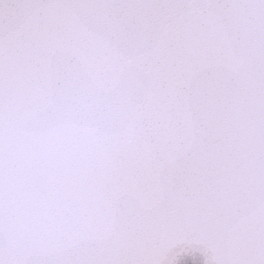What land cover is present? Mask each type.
Segmentation results:
<instances>
[{"label":"snow or ice","instance_id":"obj_1","mask_svg":"<svg viewBox=\"0 0 264 264\" xmlns=\"http://www.w3.org/2000/svg\"><path fill=\"white\" fill-rule=\"evenodd\" d=\"M0 264H264V0H0Z\"/></svg>","mask_w":264,"mask_h":264}]
</instances>
